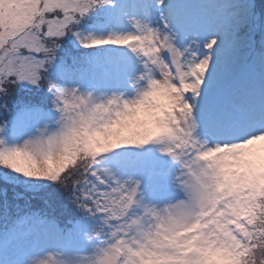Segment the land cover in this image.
I'll return each mask as SVG.
<instances>
[{
	"label": "snow or ice",
	"instance_id": "obj_1",
	"mask_svg": "<svg viewBox=\"0 0 264 264\" xmlns=\"http://www.w3.org/2000/svg\"><path fill=\"white\" fill-rule=\"evenodd\" d=\"M0 264H264V0H0Z\"/></svg>",
	"mask_w": 264,
	"mask_h": 264
}]
</instances>
